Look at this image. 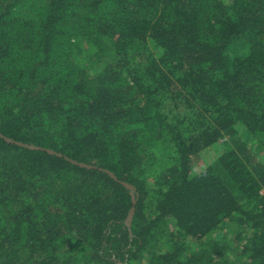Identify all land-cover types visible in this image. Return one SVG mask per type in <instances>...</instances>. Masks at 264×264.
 Masks as SVG:
<instances>
[{
  "label": "trees",
  "instance_id": "trees-1",
  "mask_svg": "<svg viewBox=\"0 0 264 264\" xmlns=\"http://www.w3.org/2000/svg\"><path fill=\"white\" fill-rule=\"evenodd\" d=\"M0 264H264V0H0Z\"/></svg>",
  "mask_w": 264,
  "mask_h": 264
},
{
  "label": "rangeland",
  "instance_id": "rangeland-1",
  "mask_svg": "<svg viewBox=\"0 0 264 264\" xmlns=\"http://www.w3.org/2000/svg\"><path fill=\"white\" fill-rule=\"evenodd\" d=\"M220 147H209L208 149L203 150L196 156L192 158V165L194 171H199L203 165L208 162H211L216 155L217 151H219Z\"/></svg>",
  "mask_w": 264,
  "mask_h": 264
},
{
  "label": "water",
  "instance_id": "water-1",
  "mask_svg": "<svg viewBox=\"0 0 264 264\" xmlns=\"http://www.w3.org/2000/svg\"><path fill=\"white\" fill-rule=\"evenodd\" d=\"M19 145H24V146H27L26 144H23V143H18ZM32 148H40V147H36V146H31ZM46 151L47 152H49V153H51V154H54L55 152L53 151V150H50V149H46ZM71 162L72 163H74V164H78V165H80V166H82V167H87V168H91L92 166H90V165H87V164H84V163H80V162H77V161H74V160H71ZM106 172H108L111 176H113L114 177V175L111 173V172H109V171H106ZM127 188H129V189H133V187H132V185H130V184H128V183H124V182H122ZM134 202H135V200H134V197L132 196V203L134 204ZM133 211H134V208H133V206L130 208V210H129V212H128V216H127V222H129L130 221V219H131V217H132V215H133Z\"/></svg>",
  "mask_w": 264,
  "mask_h": 264
}]
</instances>
